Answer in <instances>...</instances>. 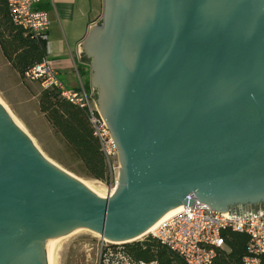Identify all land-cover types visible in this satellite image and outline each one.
Segmentation results:
<instances>
[{"label": "water", "instance_id": "obj_1", "mask_svg": "<svg viewBox=\"0 0 264 264\" xmlns=\"http://www.w3.org/2000/svg\"><path fill=\"white\" fill-rule=\"evenodd\" d=\"M103 4L78 53L106 90L118 185L104 196L57 171L0 106V264H52L76 226L137 240L188 194L220 212L264 202V0Z\"/></svg>", "mask_w": 264, "mask_h": 264}, {"label": "built area", "instance_id": "obj_2", "mask_svg": "<svg viewBox=\"0 0 264 264\" xmlns=\"http://www.w3.org/2000/svg\"><path fill=\"white\" fill-rule=\"evenodd\" d=\"M40 0H7L12 19L32 36L46 40L49 29L48 14L37 8ZM30 78L39 81L42 87H55L60 94L73 104L88 112V120L93 134L98 138L108 169L109 188L106 195L113 193L118 185L120 162L116 143L100 112L94 105L92 94L83 83L75 88H67L58 79L57 71L45 58L34 65L27 73ZM192 205L183 204L180 210L160 221L147 235L157 238L162 244L177 253L185 264H215L217 249L225 246L222 230L230 229L246 233L249 237L247 251L242 264H259V254L264 252V208L250 210L211 209L200 202L193 194ZM146 236V235H145ZM94 264H156L133 259L122 248V243H113L101 238Z\"/></svg>", "mask_w": 264, "mask_h": 264}, {"label": "trees", "instance_id": "obj_3", "mask_svg": "<svg viewBox=\"0 0 264 264\" xmlns=\"http://www.w3.org/2000/svg\"><path fill=\"white\" fill-rule=\"evenodd\" d=\"M0 50L4 59L19 74L26 73L47 58L46 40L32 36L14 23L7 0H0ZM84 77V88L89 91V71L78 67ZM38 107L45 119L60 135L73 156L80 161L86 176L105 181L108 178L103 152L88 120V112L60 94L55 87H41ZM225 246L217 249L215 264H242L248 254L249 237L246 233L230 229L221 232ZM122 248L133 259L156 264H185L182 258L157 238L146 235L139 240L122 243ZM264 264V252L259 255Z\"/></svg>", "mask_w": 264, "mask_h": 264}, {"label": "rangeland", "instance_id": "obj_4", "mask_svg": "<svg viewBox=\"0 0 264 264\" xmlns=\"http://www.w3.org/2000/svg\"><path fill=\"white\" fill-rule=\"evenodd\" d=\"M87 70L89 71V93L94 97L89 66ZM58 79L67 88H73L80 83L77 75L71 72L68 76L65 73L59 74ZM80 80L85 81L84 77ZM41 87L39 81L28 75L20 77L4 59L0 50V102L2 105L57 171L76 181L93 183L97 190H101L100 193L106 196L109 188L108 178L102 181L86 176L80 161L73 156L60 135L53 130L43 113L40 112L38 93ZM94 105L100 112L95 102ZM89 231L82 227L75 232L66 233L59 239L54 245L52 264H94L101 238L100 235Z\"/></svg>", "mask_w": 264, "mask_h": 264}, {"label": "crops", "instance_id": "obj_5", "mask_svg": "<svg viewBox=\"0 0 264 264\" xmlns=\"http://www.w3.org/2000/svg\"><path fill=\"white\" fill-rule=\"evenodd\" d=\"M102 0H40L37 8L48 14L50 21L46 42L47 59L59 74L69 72L80 79L78 67L87 70V62L80 59L78 44L89 26L97 23L102 12ZM83 83V82H82ZM77 87L74 86L73 88ZM262 201L242 204V209L264 208Z\"/></svg>", "mask_w": 264, "mask_h": 264}, {"label": "flooded vegetation", "instance_id": "obj_6", "mask_svg": "<svg viewBox=\"0 0 264 264\" xmlns=\"http://www.w3.org/2000/svg\"><path fill=\"white\" fill-rule=\"evenodd\" d=\"M102 3H103V0H102ZM103 6H104V4H102V12H101V15L99 16V18L97 20V25H99V26L100 25L101 26L104 25V8H103ZM82 56L86 60L88 66L90 67V73L93 74L92 67H91L92 60H93L92 57L89 56L87 54V52H83ZM93 86H94L95 90L98 88V89H101V91H102L101 94H97V92H96V94L94 95L95 98L93 97L94 98V102H95V104L98 107L104 101L102 96L105 95L106 90L104 89V85L102 84V82H98V83H96ZM261 204H262V206H264V202H261ZM226 208L227 209H233V210H242V203L241 202H234V203L229 204Z\"/></svg>", "mask_w": 264, "mask_h": 264}, {"label": "bare ground", "instance_id": "obj_7", "mask_svg": "<svg viewBox=\"0 0 264 264\" xmlns=\"http://www.w3.org/2000/svg\"><path fill=\"white\" fill-rule=\"evenodd\" d=\"M0 106L1 107H3L4 109H5V111L8 113V115H10V112L2 105V103L0 102ZM10 117L13 119V117L10 115ZM13 121L15 122V124L18 126V127H20L17 123H16V121L13 119ZM20 129H21V127H20ZM23 131V130H22ZM24 132V131H23ZM27 135V134H26ZM95 182V181H94ZM97 183V182H96ZM86 184H89V185H92V186H94V184L93 183H91V182H88V183H86ZM99 185V184H98ZM102 185V184H101ZM95 188H96V186H94ZM97 189V188H96ZM99 191V190H98ZM101 191V190H100ZM99 191V192H100ZM102 194V193H101ZM180 210V208L179 209H177V210H175V211H173V212H171V213H169V214H167L166 216H164L163 218H161L160 220H158L155 224H153L150 228H148L144 233H146V232H150L152 229H154V227L160 222V221H162L163 219H166L167 217H169V216H171V215H173V214H175V213H177L178 211ZM79 228H82V226H76V227H73V228H71V229H69V230H67L64 234H62L58 239H57V241L59 240V239H61L64 235H66V233H69V232H75L77 229H79ZM90 232V231H89ZM96 234V233H95ZM96 235H99V234H96ZM143 235V234H142ZM101 238V237H100ZM56 241V242H57Z\"/></svg>", "mask_w": 264, "mask_h": 264}]
</instances>
